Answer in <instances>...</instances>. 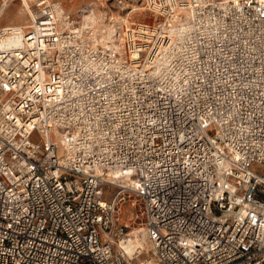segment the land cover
Instances as JSON below:
<instances>
[{
	"label": "built area",
	"instance_id": "1",
	"mask_svg": "<svg viewBox=\"0 0 264 264\" xmlns=\"http://www.w3.org/2000/svg\"><path fill=\"white\" fill-rule=\"evenodd\" d=\"M143 5L0 29V264H264V0Z\"/></svg>",
	"mask_w": 264,
	"mask_h": 264
},
{
	"label": "rangeland",
	"instance_id": "2",
	"mask_svg": "<svg viewBox=\"0 0 264 264\" xmlns=\"http://www.w3.org/2000/svg\"><path fill=\"white\" fill-rule=\"evenodd\" d=\"M3 2L4 0H0V8ZM37 2L38 0H33V2L30 3V10L35 11V4ZM56 2L61 5L62 11L80 17L82 20H84L85 15H90V11L86 14H80L78 10L83 6L92 4L96 14L94 18L95 21L93 22L97 23V25L101 27V32L106 35L104 37L105 39L103 38L104 41H109L111 39L112 32L117 25L130 27L133 24L152 23L154 21L151 14L142 9L143 0H56ZM135 10H137V12H135ZM28 13L22 0H11L8 8L0 18V29H2V27L29 25L31 17ZM127 15L130 16L131 23L128 25L116 23L117 17H124ZM158 20H161V18ZM254 169L258 173H264V167L257 166ZM133 204H135V199L127 198L122 212L124 220L130 221L133 219V214L135 212ZM135 229H139V227L135 225L131 228L130 232H133ZM147 242L149 251L150 245L149 241ZM148 251L146 250L140 258L136 259V262L149 259L151 254H149Z\"/></svg>",
	"mask_w": 264,
	"mask_h": 264
},
{
	"label": "bare ground",
	"instance_id": "3",
	"mask_svg": "<svg viewBox=\"0 0 264 264\" xmlns=\"http://www.w3.org/2000/svg\"><path fill=\"white\" fill-rule=\"evenodd\" d=\"M22 2L24 3V6L27 9V12H29L28 13L29 16L31 17L33 15V11L30 10V3H32L33 0L32 1H28V2H27V0H22ZM9 3H10V1H7L6 2L5 7L1 11L2 13L9 6ZM59 6H60V10H61V5L59 4ZM142 9H144L146 11H150V10H148V8H145L143 5H142ZM135 12H137V10H135ZM156 14H159L160 15L161 12L157 10L156 11ZM95 15H96L95 14V11L91 12L90 15H85L84 16V21L86 23H93L94 24L93 21H95L94 20ZM130 19H131L130 16L127 15V16H124V17H120L119 16V17H117V20L116 19L115 20H116V23L123 24V25H125V24L128 25L129 23H131V20ZM140 24H149V23H140ZM26 26H28V25L10 26V27H2V28H11L12 27V28H21L22 29L23 27H26ZM12 43L15 46H18L19 45V41H13ZM142 232H143V230L135 229L133 232L130 233V235L126 239V241H124L122 243L121 246L124 249H126V251L129 253V255H132L133 252H134V250L136 248H142L143 250H145V251L147 250L148 251V246H147L148 245V242H147L148 240H147V236H146L145 233H142Z\"/></svg>",
	"mask_w": 264,
	"mask_h": 264
},
{
	"label": "crops",
	"instance_id": "4",
	"mask_svg": "<svg viewBox=\"0 0 264 264\" xmlns=\"http://www.w3.org/2000/svg\"><path fill=\"white\" fill-rule=\"evenodd\" d=\"M7 1H11V0H4L3 5H2V7L0 8V18L3 16V14H4V12H5V11H4V12L2 13L1 11H2V9L5 7V4H6ZM27 2H28V1H27ZM7 8H8V7H7ZM7 8H6V9H7ZM6 9H5V10H6ZM1 13H2V14H1Z\"/></svg>",
	"mask_w": 264,
	"mask_h": 264
}]
</instances>
